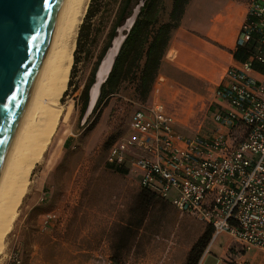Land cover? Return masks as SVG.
I'll use <instances>...</instances> for the list:
<instances>
[{
	"label": "rangeland",
	"instance_id": "374dc122",
	"mask_svg": "<svg viewBox=\"0 0 264 264\" xmlns=\"http://www.w3.org/2000/svg\"><path fill=\"white\" fill-rule=\"evenodd\" d=\"M105 37L106 32L100 35L91 58L78 65L75 82L79 90L64 94L68 84L64 89L58 125L34 161L0 239V264H98L110 257L132 264H185L192 245L207 227L165 199L144 207L136 174L126 175L107 165L110 146L133 134L132 115L152 105L149 98L140 101L133 86L126 84L107 100L90 128L93 119L87 122V114L79 119L76 97ZM219 88L202 89L208 94L196 105L201 112L185 116L179 122L181 132L207 136L216 132L213 113ZM191 109L188 106V114ZM49 213L55 216L45 224Z\"/></svg>",
	"mask_w": 264,
	"mask_h": 264
},
{
	"label": "built area",
	"instance_id": "2783aa9c",
	"mask_svg": "<svg viewBox=\"0 0 264 264\" xmlns=\"http://www.w3.org/2000/svg\"><path fill=\"white\" fill-rule=\"evenodd\" d=\"M237 47L245 57L228 67L219 88L218 98L230 108L215 113L214 135H183L155 103L133 113L134 134L116 140L108 153L110 163L139 172L142 186L213 225L198 264L222 234L247 250H264V0L250 3ZM54 216L47 214L44 223ZM98 264L132 263L110 257Z\"/></svg>",
	"mask_w": 264,
	"mask_h": 264
},
{
	"label": "crops",
	"instance_id": "0c3cea01",
	"mask_svg": "<svg viewBox=\"0 0 264 264\" xmlns=\"http://www.w3.org/2000/svg\"><path fill=\"white\" fill-rule=\"evenodd\" d=\"M249 5V0H191L181 24L172 34L149 102L162 103L165 111L175 118V128L185 136L197 135L181 132L179 122L185 116L191 118L192 115L200 114L196 105L203 94H208L202 89L216 90L221 86L228 67L237 64L246 53L245 49H240L239 56L236 55L239 49L237 40L247 19ZM188 106L192 108L189 114ZM228 108L227 103L217 98L213 113L216 131L218 125L214 119L215 113L228 111ZM116 166L128 169L126 175L135 173L140 183L139 172L128 166ZM165 200L172 203L171 198ZM238 260L264 264V250H247L242 243L222 234L211 246L203 264H231Z\"/></svg>",
	"mask_w": 264,
	"mask_h": 264
},
{
	"label": "trees",
	"instance_id": "16d2710c",
	"mask_svg": "<svg viewBox=\"0 0 264 264\" xmlns=\"http://www.w3.org/2000/svg\"><path fill=\"white\" fill-rule=\"evenodd\" d=\"M142 1L143 5L140 7L137 18L127 33L110 75L102 85L99 98L87 119V122L93 119L88 128L94 124L107 100L111 96L120 93L126 84L133 86L137 99L143 102L148 100L172 34L181 24L187 5L191 0H172L171 5L167 0H90L87 12L79 25L76 48L72 55V63H74L71 64L72 67L70 66V79L68 74V88L66 91L64 90V94H68L70 90H79L80 85L75 82L78 65L83 60L91 58L100 35L106 32V37L90 76L80 94L76 97V107L80 110V120L87 113L90 89L96 80V74L103 57L117 36L119 27L124 25ZM240 49L241 51L244 50V48H239L236 51L237 56H239ZM73 86L74 89H72ZM68 141L69 139L65 144ZM107 165L117 172L128 173V169L123 166H116L113 163ZM140 194L146 208L151 202L159 198L163 199L155 191L153 192L145 186H142ZM206 225V229L188 252L185 264H198L203 257L213 234V225L209 223H206ZM113 259L123 262L116 258Z\"/></svg>",
	"mask_w": 264,
	"mask_h": 264
},
{
	"label": "bare ground",
	"instance_id": "6f19581e",
	"mask_svg": "<svg viewBox=\"0 0 264 264\" xmlns=\"http://www.w3.org/2000/svg\"><path fill=\"white\" fill-rule=\"evenodd\" d=\"M89 2L60 0L54 12L43 55L0 164V239L10 224L34 161L42 154L58 125L63 108L61 96L67 84L79 25ZM131 22L129 19L123 29ZM124 30L116 36V48ZM115 53L113 49L109 54L106 71Z\"/></svg>",
	"mask_w": 264,
	"mask_h": 264
},
{
	"label": "water",
	"instance_id": "95a60500",
	"mask_svg": "<svg viewBox=\"0 0 264 264\" xmlns=\"http://www.w3.org/2000/svg\"><path fill=\"white\" fill-rule=\"evenodd\" d=\"M59 3L60 0H0V164L43 55L50 24ZM142 5L140 3L124 25L119 27L118 32L121 30L122 33L124 26L132 19L117 48L115 37L101 61L90 89L88 116ZM113 49H116V53L106 71L105 62Z\"/></svg>",
	"mask_w": 264,
	"mask_h": 264
}]
</instances>
